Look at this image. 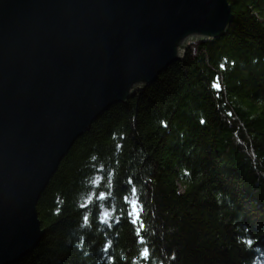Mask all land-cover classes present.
Returning <instances> with one entry per match:
<instances>
[{
    "label": "trees",
    "instance_id": "trees-1",
    "mask_svg": "<svg viewBox=\"0 0 264 264\" xmlns=\"http://www.w3.org/2000/svg\"><path fill=\"white\" fill-rule=\"evenodd\" d=\"M227 1L223 35L77 138L37 202L45 234L13 264H264V0Z\"/></svg>",
    "mask_w": 264,
    "mask_h": 264
},
{
    "label": "water",
    "instance_id": "water-1",
    "mask_svg": "<svg viewBox=\"0 0 264 264\" xmlns=\"http://www.w3.org/2000/svg\"><path fill=\"white\" fill-rule=\"evenodd\" d=\"M231 17L227 0H0V264L43 233L37 198L81 131Z\"/></svg>",
    "mask_w": 264,
    "mask_h": 264
},
{
    "label": "rangeland",
    "instance_id": "rangeland-1",
    "mask_svg": "<svg viewBox=\"0 0 264 264\" xmlns=\"http://www.w3.org/2000/svg\"><path fill=\"white\" fill-rule=\"evenodd\" d=\"M230 5V4H229ZM231 19V18H230ZM230 22V21H229ZM228 28V27H227ZM216 38H214V39H212V40H210V41H213V40H215ZM192 40H194V39H188L187 41H186V46L190 43V41H192ZM153 81H151V83H152ZM150 83V84H151ZM149 85V84H148ZM141 86H137L136 87V89H139ZM135 89V90H136ZM120 103V102H119ZM116 104V103H115ZM109 108V107H108ZM107 108V109H108ZM106 109V110H107ZM105 110V111H106ZM104 112V111H103ZM103 112H101L100 114H98L95 118H94V120L95 119H97ZM93 120V121H94ZM93 121L91 122V124L93 123ZM90 124V125H91ZM90 127V126H89ZM89 127H86L87 129L89 128ZM85 128V130H83V131H86L87 129ZM83 131H81V133L70 143L71 145H69V147H68V149H67V151H65V153H64V156L67 154V152H68V150L70 149V147L73 145V143L77 140V138L83 133ZM63 156V155H62ZM60 157V160H59V162H58V164H57V166H55V168H54V170L52 171V173H51V175H50V177H49V179H48V182H46V185L42 188V190H41V192H40V194H39V196H38V198H37V201H36V205H35V209H36V217H37V220H38V223H37V228H38V230H42L43 229V233L40 235V237H39V239L35 242V244L33 245V247L30 249V250H27V251H25L20 257H18L16 260H14L13 262H7V263H4V264H13V263H16V262H18V261H20L22 258H24L26 255H28L34 248H35V246L38 244V242L42 239V237H43V235L45 234V227H42L41 226V222H40V219H39V217H38V212H37V202H38V200H39V198H40V196H41V194H42V192H43V190L45 189V187L48 185V183H49V181H50V179H51V177L53 176V174L56 172V170L58 169V166H59V164H60V162H61V160H62V158L64 157ZM181 190V189H180ZM130 206H131V211H130V213H131V216H132V218H133V220L135 221V220H137V218H138V214H139V207H138V205H137V202L135 201V200H130ZM108 213H107V211H105L104 213H103V218H105L106 217V215H107Z\"/></svg>",
    "mask_w": 264,
    "mask_h": 264
},
{
    "label": "snow or ice",
    "instance_id": "snow-or-ice-1",
    "mask_svg": "<svg viewBox=\"0 0 264 264\" xmlns=\"http://www.w3.org/2000/svg\"><path fill=\"white\" fill-rule=\"evenodd\" d=\"M212 87H213V88H216V89L219 91V89H220V84H219V82L214 83V84L212 85ZM201 122L203 123V121H201ZM135 193H136V190H135V189H132L131 194H132V195H135ZM85 219L87 220V217H85ZM140 227L143 228V225H141ZM143 255H144L145 257H147V255H148V249H147V248L144 249V253H143Z\"/></svg>",
    "mask_w": 264,
    "mask_h": 264
}]
</instances>
